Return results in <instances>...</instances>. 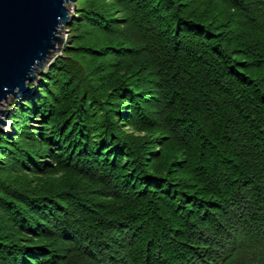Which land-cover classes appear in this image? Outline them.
<instances>
[{"label":"trees","instance_id":"trees-1","mask_svg":"<svg viewBox=\"0 0 264 264\" xmlns=\"http://www.w3.org/2000/svg\"><path fill=\"white\" fill-rule=\"evenodd\" d=\"M0 132V264H264V0H75Z\"/></svg>","mask_w":264,"mask_h":264},{"label":"water","instance_id":"water-1","mask_svg":"<svg viewBox=\"0 0 264 264\" xmlns=\"http://www.w3.org/2000/svg\"><path fill=\"white\" fill-rule=\"evenodd\" d=\"M72 1L0 0V104L28 96V83L63 44L59 29L69 22ZM4 113L0 108V131Z\"/></svg>","mask_w":264,"mask_h":264},{"label":"rangeland","instance_id":"rangeland-1","mask_svg":"<svg viewBox=\"0 0 264 264\" xmlns=\"http://www.w3.org/2000/svg\"><path fill=\"white\" fill-rule=\"evenodd\" d=\"M74 3H75V0L72 1V2H69L68 4H66V8H67V12H68V17H69V18H68L69 22H70V20H71V17H72V16L74 15V13H75ZM69 22H68V24H69ZM68 24L64 25L63 27H61V28L59 29V36H60V35L62 36V38H63V44H64V42H65V37H66V34H67V32H68V31H67V28H66V26H67ZM63 44H62V46H63ZM62 46H61V48H60L59 51H57L55 54H53L52 58L49 59V60L43 65L42 68L38 69V72L35 73V78H34V80L31 81V82H29V84H30V83H32V84L37 83V80H38V77H39L40 73L43 71V69H45V67L49 64V62H50V61H51L56 55H58V54L61 52ZM30 89H32V88L30 87ZM14 99H15V98H14L13 96L10 95V96L7 97L6 100L2 101L1 109L4 108L5 113L2 114V118H3V120H4V124L1 125V131H5L6 129H8L7 126H8V127L10 126L9 123H8V121H7V115H8V112H9V110H8L7 108H8V106H9L10 102H11L12 100H14ZM16 100H22V99H21V98H17ZM1 131H0V132H1Z\"/></svg>","mask_w":264,"mask_h":264},{"label":"bare ground","instance_id":"bare-ground-1","mask_svg":"<svg viewBox=\"0 0 264 264\" xmlns=\"http://www.w3.org/2000/svg\"><path fill=\"white\" fill-rule=\"evenodd\" d=\"M2 104V103H1ZM1 104H0V108H1Z\"/></svg>","mask_w":264,"mask_h":264}]
</instances>
